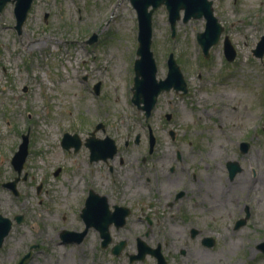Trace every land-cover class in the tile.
Segmentation results:
<instances>
[{"label":"rangeland","instance_id":"obj_1","mask_svg":"<svg viewBox=\"0 0 264 264\" xmlns=\"http://www.w3.org/2000/svg\"><path fill=\"white\" fill-rule=\"evenodd\" d=\"M212 7L223 31L208 59L196 41L205 28L203 18L179 20L171 37L165 7L153 12L156 79H165L172 53L189 92L161 93L148 120L131 102L138 22L129 0H33L19 35L12 7L0 15V215L12 222L0 247V264H17L28 252L31 256L24 264H130L124 254H103L92 232L80 245L61 243L62 230L81 226L84 192L104 182L106 166L89 163L83 146L77 152L62 148L64 134H77L85 142L88 133L102 124L105 133L98 129L96 137L106 135L123 147L124 140L138 136L142 147L148 145L150 128L160 145L168 146L169 128L184 134L193 127L236 140L248 131L254 146L264 147L253 134L258 131L263 141L264 56L252 55L264 35V0H213ZM93 35L96 40L88 44ZM224 37L236 53L231 62L224 57ZM37 41L40 47L29 46ZM47 83L53 85L50 93ZM167 114L174 116L171 121ZM217 124L223 125L220 134ZM24 135L28 154L18 175L11 158ZM15 177L17 195L1 186ZM222 189L221 207L214 220L207 217L212 226L207 234L216 245L206 250L202 260L191 256L187 264H264L259 248L264 242V183H223ZM244 205L249 207V220L234 229ZM18 216L21 221L16 223ZM122 235L113 233V240ZM137 235L126 232L124 251L135 253ZM132 264L154 261L147 257Z\"/></svg>","mask_w":264,"mask_h":264},{"label":"flooded vegetation","instance_id":"obj_2","mask_svg":"<svg viewBox=\"0 0 264 264\" xmlns=\"http://www.w3.org/2000/svg\"><path fill=\"white\" fill-rule=\"evenodd\" d=\"M16 1L0 0V15L12 7L15 23ZM188 92L187 86L183 95ZM169 115L167 121L174 117ZM96 126L105 133L102 124ZM222 126L216 125L218 133ZM97 130L88 134L96 140L104 139L106 135L104 138L95 136ZM208 131V128L194 130L189 127L180 134L169 128L168 146L160 145L155 134L152 146L148 140L147 146L139 147L140 138L124 140L123 147L115 141V153L97 159H91L89 147L82 142L73 151L77 152L83 146L88 151L89 163H105L104 182L92 184L84 192L85 206L88 199L92 201V220L87 224L80 214L81 226L68 231L84 232L82 240L68 242L59 235L61 243L80 245L92 232L96 234L97 246L103 254L114 257L124 254L130 264L133 263L129 260L130 255H141L140 247L150 252L135 262H144L147 257L152 258L154 264H187L191 256L202 260L206 250L216 245V240L207 234L212 228L207 217L214 220L213 214L221 207L223 183L230 186L264 183V147L254 146L251 133L247 131L245 138L236 140L229 134L223 137L221 132L218 136L215 130ZM260 131L263 136L264 128ZM253 134L259 139L258 143H264L258 131ZM239 209L241 214L234 220V229H237V223L246 225L250 217L247 205ZM102 228L108 238L102 236ZM126 232L140 234L134 238L135 253L124 251L128 243ZM113 233L123 235L114 241ZM123 241L122 251L114 254L113 250Z\"/></svg>","mask_w":264,"mask_h":264},{"label":"water","instance_id":"obj_3","mask_svg":"<svg viewBox=\"0 0 264 264\" xmlns=\"http://www.w3.org/2000/svg\"><path fill=\"white\" fill-rule=\"evenodd\" d=\"M33 0H17L14 8V13L16 16L15 29L20 34L23 23L26 19L28 10L32 4ZM132 7L136 11L137 21H138V47L136 50V56L138 57L134 62V78L131 101L136 105L137 109L144 112L146 120L151 115V111L156 105L157 98L162 92L175 90L176 93L182 91L186 92V83L184 77L177 65L173 54H169L167 60L168 71L165 79H156V63L151 51L152 43V14L153 12L164 5L168 13V22L170 24V29L172 32V37L175 34L176 22L180 20V11H183L182 22L186 23L190 19H205V30L200 32L196 36V40L200 45L204 57H208V51L210 47L216 45L220 39V35L223 31L222 26L218 23L217 18L213 15L212 0H129ZM2 5L0 4V9ZM96 40V35H93L86 42L88 44L93 43ZM224 52L227 60L232 61L235 57V52L233 47L227 38L224 40ZM252 53L257 58H262L264 55V35L260 37V40L256 44V48L252 50ZM98 93L99 85L95 87ZM167 119L169 116L166 115ZM150 135V145L154 143L152 132L149 130ZM62 146L66 149L74 147L77 150L80 146V140L77 135L65 134L62 140ZM86 146L89 147L91 152V159H97L101 156L110 155L115 153L114 142L107 138L104 141L95 140L90 138L86 142ZM28 153V141L27 136H23V140L18 147V151L15 152L11 164L14 170L19 174L21 172L23 163ZM58 172V171H57ZM18 178L11 182L5 183L3 186L11 190L15 195H17L15 185ZM92 201L88 199L86 201V206L81 214L82 218L88 224L89 220H92ZM16 223L21 221V217H15ZM240 224V223H238ZM242 224V222H241ZM12 226L10 219L0 215V247L4 241V238L8 235ZM238 226V225H237ZM102 230V236L107 237V234ZM84 232L80 234H75L73 232L63 231L61 237L63 240L72 242H80L84 236ZM78 235V238L74 236ZM105 244V243H104ZM125 246V242L113 250L114 254H119ZM261 252L264 253V242L259 246ZM140 256H130V262L143 258V254L146 252L144 247H140ZM31 256V252H28L18 261L17 264H24Z\"/></svg>","mask_w":264,"mask_h":264},{"label":"bare ground","instance_id":"obj_4","mask_svg":"<svg viewBox=\"0 0 264 264\" xmlns=\"http://www.w3.org/2000/svg\"><path fill=\"white\" fill-rule=\"evenodd\" d=\"M41 44H42V43H41L40 41H37L36 43L29 44V46H30V47H33V46H38V47H40ZM47 85H49V83H47ZM52 86H53V85H49V87H50V89H48V92H49V93H50V90H51V87H52ZM49 93H48V96H51ZM49 102H50L52 105H53V103H54V102H52V101H49ZM31 105L34 106L33 102H31ZM54 105H55V109L58 110V108H57V104L54 103Z\"/></svg>","mask_w":264,"mask_h":264}]
</instances>
